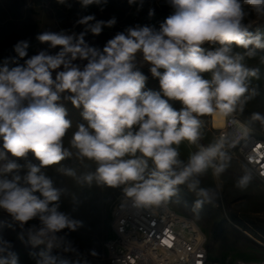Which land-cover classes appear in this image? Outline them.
I'll return each instance as SVG.
<instances>
[{"label": "clouds", "instance_id": "obj_1", "mask_svg": "<svg viewBox=\"0 0 264 264\" xmlns=\"http://www.w3.org/2000/svg\"><path fill=\"white\" fill-rule=\"evenodd\" d=\"M76 2L81 8L97 5L103 11L108 0ZM57 3L66 4V0ZM127 3L131 6L137 0ZM168 3L174 11L158 29L139 24L128 27L108 40L102 50L88 45L85 36L100 35L103 28L116 24V18L97 20L90 14L76 21L83 26L78 34L61 30L36 36L48 49H59L54 54L42 50L28 57L30 42L23 39L13 45L16 55L0 64V140L5 150L0 152V159L8 153L15 158L32 153L39 161L38 165H25L23 178L13 175L0 179V209L21 227L39 220V227L29 229L34 245L45 244L49 250L59 247L63 230L76 231L83 225V221L59 211L63 190L55 188L41 171L72 156L63 144L72 126L66 118L67 109L58 103L64 93L69 94L63 98L74 108L83 109L81 116L87 122L79 124L71 138L77 157L96 164L95 172L83 177L87 184L95 180L98 186L123 185L124 195L144 208L167 203L180 185H186L198 197L195 209L219 196L214 189L200 187L199 177L209 168L219 177L229 166L231 158L223 150L224 134L215 143L199 145L187 162L179 159L177 148L183 141L197 144L203 125L200 117H211L216 129L237 123L229 118L237 108L243 111L244 104L255 95L249 78L257 76L258 70L242 61L245 56H255L256 49H264V39L244 23L249 15L245 6L264 16V0ZM142 7L140 0L137 11ZM148 15L154 16L155 10L150 8ZM204 44L220 47L205 50ZM233 45L245 49V53L233 54ZM137 54L150 65L159 91L145 90L147 77L139 70ZM75 61L87 63L81 68ZM204 73H211V79H205ZM170 101H178L182 107L177 110ZM252 119L264 125L261 114L253 113ZM129 156L134 158L125 159ZM20 167L10 161L0 172L12 173ZM62 171L75 176L70 169ZM250 180L246 173L236 187L244 189ZM12 247L10 241L0 237V264H19ZM70 250V245L64 247L65 252ZM40 256L37 264H70L48 252Z\"/></svg>", "mask_w": 264, "mask_h": 264}, {"label": "rangeland", "instance_id": "obj_2", "mask_svg": "<svg viewBox=\"0 0 264 264\" xmlns=\"http://www.w3.org/2000/svg\"><path fill=\"white\" fill-rule=\"evenodd\" d=\"M137 4L129 6L127 0H108L104 10L100 6L90 5L81 8L76 0H66V4H59L57 0H0V53L8 57H14L13 45L19 40L27 39L30 42L28 57L39 51L48 50L55 53L59 49H48L46 44L37 41L36 36L44 31L60 32L66 30L69 33H80L82 25L76 21L84 15L94 14L97 20L116 18V24L103 28L100 35L88 33L85 41L88 45L103 49L106 42L112 39L118 32H124L126 28L135 26H155L157 29L164 19L171 15L174 9L170 4L158 0H143V7L137 11ZM68 5H71L69 7ZM155 10V15L149 17V9ZM245 11L249 13L244 23L250 25L249 31L260 33L264 39V16H258L248 6ZM205 50H214L219 44H204ZM245 49L233 45V54H244ZM253 57L245 56L242 61L248 68L257 69L255 77H250V89H255V95L244 104L243 111L237 108L236 113L240 119L258 137L264 139V125L260 121L252 119L253 113L264 116V49H256ZM23 63V60L20 61ZM81 66L87 61H75ZM139 70L147 77L145 90L159 91L157 78L152 77L150 65L142 62V57L137 54ZM142 64V66H140ZM161 72L163 69L160 70ZM205 79H211V73L202 74ZM55 79V73H53ZM257 81V82H256ZM260 82V83H259ZM61 94L58 103L67 109V119L72 122L64 139V147L72 152V156L41 171L53 181V186L62 189L59 211L70 217L83 221V225L76 231L63 230L59 235L64 239L59 241V247L47 249L45 244L34 245L29 237V229L33 225L39 227V220L33 219L27 224H20L0 209V237L12 244V251L19 258V264H37L41 259V252H48L58 259H66L70 264H108L103 250V241L108 234V221L110 213L123 194V185L118 188L98 186L93 180L89 185L83 181L88 173H94L96 164L87 159H79L76 149L71 146L72 134L79 124H87L81 116L82 108H74L70 100ZM172 106L179 110L182 105L178 101H170ZM27 102H25V105ZM203 125L200 129L201 138L197 144H189L183 141L177 148L179 159L187 162L189 156L199 150V145L208 146L215 143L213 135L208 130V117H200ZM0 140V152H4ZM140 154L137 153V156ZM134 157H125V159ZM10 161H15L21 167L12 173L0 172V179H11L13 175L22 178L27 172L26 164H39L32 153L26 158H15L10 153L6 158L0 159V168ZM149 170L153 167L148 161ZM62 169H70L75 176L66 175ZM251 176L246 188L236 187L237 181L245 174ZM200 187L214 189L219 196L211 203H204L201 208L195 209V201L198 199L194 192L189 191L186 185L178 186L176 195L168 201L169 205L185 216L192 218L204 231L207 237V249L209 256L221 264H231L234 259L261 260L264 259V190L260 183L234 159H230L229 166L219 176L213 175L211 168L199 177ZM23 183V179L21 180ZM34 231V229H33ZM70 245V251L65 252L64 247ZM95 253V254H93Z\"/></svg>", "mask_w": 264, "mask_h": 264}, {"label": "built area", "instance_id": "obj_3", "mask_svg": "<svg viewBox=\"0 0 264 264\" xmlns=\"http://www.w3.org/2000/svg\"><path fill=\"white\" fill-rule=\"evenodd\" d=\"M158 1L169 4L168 0ZM229 119L237 123L216 129L208 117V130L215 142L224 134V151L234 160L242 157L247 171L264 190V143H258V136L243 119H235L233 114ZM235 139H242L240 156L232 154ZM103 250L108 264H221L210 258L207 237L192 218L165 203L137 207L124 193L111 210ZM231 264H264V259H234Z\"/></svg>", "mask_w": 264, "mask_h": 264}, {"label": "bare ground", "instance_id": "obj_4", "mask_svg": "<svg viewBox=\"0 0 264 264\" xmlns=\"http://www.w3.org/2000/svg\"><path fill=\"white\" fill-rule=\"evenodd\" d=\"M257 82V81H256ZM260 83V82H259ZM233 116L235 119H240L238 114L236 112L233 113ZM258 143H264V139L263 138H260L258 137ZM224 150V149H223ZM241 150H242V139H235V141L233 142V146H232V154L233 156H240V153H241ZM235 161L243 166L244 168H246L247 170V165H245L243 162H242V157H235ZM165 204H169L168 202L165 203ZM205 235V234H204ZM206 236V235H205Z\"/></svg>", "mask_w": 264, "mask_h": 264}, {"label": "crops", "instance_id": "obj_5", "mask_svg": "<svg viewBox=\"0 0 264 264\" xmlns=\"http://www.w3.org/2000/svg\"><path fill=\"white\" fill-rule=\"evenodd\" d=\"M8 58L6 54L0 53V64L3 63L4 59Z\"/></svg>", "mask_w": 264, "mask_h": 264}]
</instances>
